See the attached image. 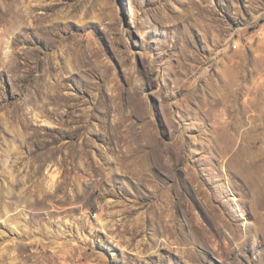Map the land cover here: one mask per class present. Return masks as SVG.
<instances>
[{
    "label": "rangeland",
    "instance_id": "1",
    "mask_svg": "<svg viewBox=\"0 0 264 264\" xmlns=\"http://www.w3.org/2000/svg\"><path fill=\"white\" fill-rule=\"evenodd\" d=\"M0 264H264V0H0Z\"/></svg>",
    "mask_w": 264,
    "mask_h": 264
},
{
    "label": "bare ground",
    "instance_id": "2",
    "mask_svg": "<svg viewBox=\"0 0 264 264\" xmlns=\"http://www.w3.org/2000/svg\"><path fill=\"white\" fill-rule=\"evenodd\" d=\"M3 193V192H2ZM5 195V194H4ZM11 217V216H10ZM24 241V240H23Z\"/></svg>",
    "mask_w": 264,
    "mask_h": 264
}]
</instances>
